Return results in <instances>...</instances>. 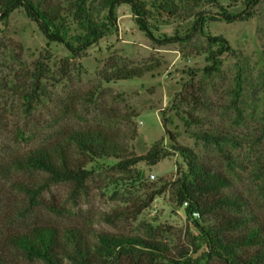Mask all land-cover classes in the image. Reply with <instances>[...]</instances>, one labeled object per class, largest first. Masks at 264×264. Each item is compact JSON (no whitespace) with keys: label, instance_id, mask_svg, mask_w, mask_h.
<instances>
[{"label":"rangeland","instance_id":"374dc122","mask_svg":"<svg viewBox=\"0 0 264 264\" xmlns=\"http://www.w3.org/2000/svg\"><path fill=\"white\" fill-rule=\"evenodd\" d=\"M38 1L58 12L69 34L82 33L77 0ZM137 1L155 37L179 40H151L127 3L115 7L111 29L78 54L48 40L22 7L0 17L3 264H46L14 243L17 234L45 225L62 233L76 228L91 245L106 231L159 248H138L113 264H225L205 231L222 215H252L264 224V0ZM86 8L94 21H105L100 0ZM207 35L224 37L232 48L218 54L213 72L205 67L217 47ZM88 130L111 137L116 154L92 156L69 142L73 132ZM210 134L221 141L203 138ZM170 135L227 177L229 185L210 197L238 195L241 210L185 212L177 190L187 165ZM56 143L70 147L79 178L25 165L29 152ZM156 144L163 155L155 164H131Z\"/></svg>","mask_w":264,"mask_h":264},{"label":"trees","instance_id":"16d2710c","mask_svg":"<svg viewBox=\"0 0 264 264\" xmlns=\"http://www.w3.org/2000/svg\"><path fill=\"white\" fill-rule=\"evenodd\" d=\"M77 2L78 23L82 30V33L78 34H69L60 25L58 12L38 0H0V17L7 19L14 9L22 7L27 16L37 22L48 40L60 42L72 54H78L111 29L117 18L115 7L127 3L130 4L139 27L151 40L160 43L179 40L177 36L155 37L144 19L145 11L137 0H100L102 6L107 9L106 19L101 22L94 21L90 16L86 8L88 0ZM207 38L217 47L208 54L210 64L205 67L206 71L213 72L218 68V54L231 51L232 48L222 36L207 35ZM133 74L129 73L127 76H134ZM169 138L174 144L173 150L182 156L187 165V172L177 190L178 201L186 204L185 212L191 214L198 210L203 213L232 208L241 210L244 200L238 195L210 197L229 185L227 177L208 168L192 149L177 145L174 136L170 135ZM203 138L217 143L221 141L215 134L207 137L203 135ZM68 139L71 144L92 156H108L116 154L117 151L114 140L99 130L76 131ZM69 149L70 147L63 143H56L52 147H38L25 156L24 162L25 165L44 169L58 179L79 178L82 171L74 165L71 166ZM162 155V150L156 144L145 155L135 157L131 164L139 161L155 164ZM233 231L237 233L231 237L229 233ZM205 235L212 254L222 258L225 264H264V224L252 215H222L219 226L212 230L207 229ZM96 238L98 243L91 245L76 228H67L62 233L54 226L45 225L34 227L28 233L17 234L14 236V243L27 255L41 258L46 264H64L65 259L76 260L80 264H113V260L138 248L145 251L159 250L155 243L139 236L100 231ZM239 250L245 251L240 253ZM0 264H3L1 260ZM185 264H188V261Z\"/></svg>","mask_w":264,"mask_h":264},{"label":"built area","instance_id":"2783aa9c","mask_svg":"<svg viewBox=\"0 0 264 264\" xmlns=\"http://www.w3.org/2000/svg\"><path fill=\"white\" fill-rule=\"evenodd\" d=\"M193 214H194V215H198V212H197V211H194Z\"/></svg>","mask_w":264,"mask_h":264}]
</instances>
